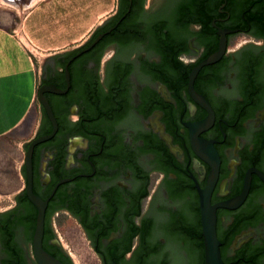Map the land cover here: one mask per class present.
<instances>
[{
	"label": "water",
	"instance_id": "1",
	"mask_svg": "<svg viewBox=\"0 0 264 264\" xmlns=\"http://www.w3.org/2000/svg\"><path fill=\"white\" fill-rule=\"evenodd\" d=\"M143 2L117 0L84 44L44 58L25 188L0 212V264H73L50 227L59 208L101 264H264V0ZM239 30L263 43L225 54Z\"/></svg>",
	"mask_w": 264,
	"mask_h": 264
},
{
	"label": "crops",
	"instance_id": "2",
	"mask_svg": "<svg viewBox=\"0 0 264 264\" xmlns=\"http://www.w3.org/2000/svg\"><path fill=\"white\" fill-rule=\"evenodd\" d=\"M97 5L100 0H0V212L14 207L13 197L25 188L22 144L41 122L44 58L83 43L104 14Z\"/></svg>",
	"mask_w": 264,
	"mask_h": 264
},
{
	"label": "flooded vegetation",
	"instance_id": "3",
	"mask_svg": "<svg viewBox=\"0 0 264 264\" xmlns=\"http://www.w3.org/2000/svg\"><path fill=\"white\" fill-rule=\"evenodd\" d=\"M149 1L150 0H144L143 7L145 9L149 7ZM116 10H117V0H114V7H113L111 13L109 14V16H106L105 18H103L94 27V29L91 32V34L94 32V30L104 20H106L107 18H109L112 15H114L116 13ZM90 35H89V37H90ZM87 39L83 43H81L79 46L84 44L87 41ZM250 41L253 42V43H256V44H260V43H263V38L253 37V36L249 35L248 33L244 32V31H240V30L227 33V46H226V50L224 51V53L227 54L230 51H235V50H237L238 48H240L241 46L245 45L246 43H248ZM79 46H77V47H79ZM203 50H204V45H201L199 52L196 53V54H188V53L181 52L179 54V56H178V59L183 64H189L190 62H195L201 56ZM113 54H114V49H109L106 52H104V54L100 58V64H99V70H98V76H99V81L100 82H102L103 78H104V62L107 61L108 59H110L113 56ZM40 85H41V83L39 84V86ZM78 118H79V114L69 113L67 115V119L70 120V121H76V120H78ZM162 177H163V174L161 172H159V171H156V170L155 171H151L149 173V175H148V184L146 185L147 194L139 199V211H140V213H139V215L134 214L132 216V222H133L135 227H139L140 226V222H141L142 216L145 213V211L147 210V208L149 206V202H150L151 196H152L154 190L156 189L157 185L159 184L160 180L162 179ZM15 204H16V201H15ZM4 211H6V210H4ZM62 214L63 215H67L69 219H71L72 221H74L78 225V228H79V231H80L82 237L84 238V240H85V242H86L88 247H89V245H88V241L86 239V236H85L80 224L76 221L74 216L71 215L67 210H65L64 208H59V209H56L51 214V216H50V227H51V230H52L55 238L57 239L59 245L61 246L62 250L67 254V256L70 258V260L73 262L71 253L65 248L64 244L61 241L60 236L57 233V228L60 227L58 222L60 221V218H61ZM139 235H140V232H138L136 234V236L131 238V250L129 252H127V253H124L125 261H129L130 260L133 252L138 247ZM89 249L91 250V252L94 255L95 259L97 258L99 260L97 254L90 247H89ZM99 263L101 264L100 260H99ZM73 264H75V263L73 262Z\"/></svg>",
	"mask_w": 264,
	"mask_h": 264
},
{
	"label": "rangeland",
	"instance_id": "4",
	"mask_svg": "<svg viewBox=\"0 0 264 264\" xmlns=\"http://www.w3.org/2000/svg\"><path fill=\"white\" fill-rule=\"evenodd\" d=\"M100 2L101 5L100 7L97 5V8H101L104 13L101 15V21V19L109 16L111 13L114 7V0H100ZM93 7V4L90 5L88 10ZM58 223L60 227L57 228V233L65 248L71 253L72 260L75 264H100L99 260L97 258L95 259L91 250L87 246L79 231L78 225L74 221L69 219L67 215L62 214Z\"/></svg>",
	"mask_w": 264,
	"mask_h": 264
}]
</instances>
